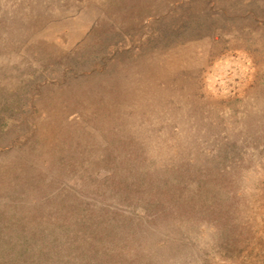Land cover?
<instances>
[{"label":"rangeland","instance_id":"rangeland-1","mask_svg":"<svg viewBox=\"0 0 264 264\" xmlns=\"http://www.w3.org/2000/svg\"><path fill=\"white\" fill-rule=\"evenodd\" d=\"M0 264H264V0H0Z\"/></svg>","mask_w":264,"mask_h":264}]
</instances>
